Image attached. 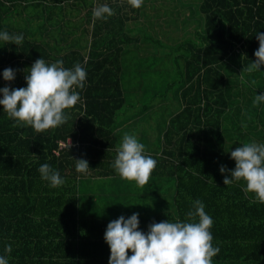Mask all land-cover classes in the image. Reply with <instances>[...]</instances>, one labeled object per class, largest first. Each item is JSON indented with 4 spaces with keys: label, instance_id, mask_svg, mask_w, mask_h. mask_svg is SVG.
Returning a JSON list of instances; mask_svg holds the SVG:
<instances>
[{
    "label": "trees",
    "instance_id": "16d2710c",
    "mask_svg": "<svg viewBox=\"0 0 264 264\" xmlns=\"http://www.w3.org/2000/svg\"><path fill=\"white\" fill-rule=\"evenodd\" d=\"M167 1L190 13L181 19L182 10L177 11L171 19L193 27L190 36L174 38L182 40L176 47L167 44L171 41H155L151 29L137 24L142 7L133 8L128 0H6V11L0 0V30L24 35L19 46L0 41V88L26 87L27 69L42 57L48 63L62 60L66 68L79 63L87 71L85 88L77 89L81 102L66 110L68 121L54 130L21 127L0 106V254L12 246L9 264H109L104 233L118 217L98 218L91 204L81 207V195H92L99 178H118L116 183L122 184L102 199L120 206L130 199L129 180L112 167L118 144L115 122L128 102L126 91L140 87L142 100H153L154 95L146 94L154 72L149 59L157 62L155 73L167 77L168 90L183 93L184 109L171 123H163L162 153L152 156L157 165L150 181L164 201L171 194L172 202L152 210L151 216L140 215V229L167 219L184 220L191 201L199 199L214 221L213 244L220 251L213 264H264V203L244 191L243 181L226 186L224 175L230 173L219 171L221 165L235 168L230 150L264 143V120L257 121L253 132L227 122L234 97L229 90L256 60L255 35L264 33V0ZM104 3L115 14L95 20L94 7ZM145 44L158 53L142 56ZM166 58L171 60L161 64ZM158 66L165 67L161 75ZM6 68L17 72L11 83L2 78ZM60 142L67 143L62 150ZM74 159H86L91 170L78 173ZM43 163L58 170L66 183L50 187L38 171Z\"/></svg>",
    "mask_w": 264,
    "mask_h": 264
},
{
    "label": "clouds",
    "instance_id": "9594fccd",
    "mask_svg": "<svg viewBox=\"0 0 264 264\" xmlns=\"http://www.w3.org/2000/svg\"><path fill=\"white\" fill-rule=\"evenodd\" d=\"M133 8H141L144 0H128ZM95 20H107L114 9L109 4H100L93 9ZM259 48L255 51V62L245 67L249 74L261 71L264 65V33L255 35ZM24 35L10 34L0 30V41L22 44ZM62 60L48 63L42 57L33 62L24 79L26 87L0 88V106L8 117L21 127L31 126L37 132L65 124L70 113L66 112L81 102L80 91L87 81V71L79 63L71 68L63 66ZM16 70L6 68L2 72L5 82H13ZM247 83V81H245ZM264 103V93L256 94L254 104ZM112 164L121 179L135 182L137 187L149 184L157 160L145 153V145L136 135L125 133L116 149ZM230 158L235 161L234 169L221 165L223 183L231 185L243 181L244 191L254 194V198L264 203V143L248 142L230 150ZM78 173L87 174L91 169L86 159H74ZM38 171L42 180L50 187L63 186L66 181L60 172L49 163H43ZM213 218L199 200L191 201V209L184 220L153 222L147 231L140 229L139 213L120 215L108 223L104 241L110 249L109 264H213V257L220 249L213 244ZM131 251V255L128 252ZM12 246H5L0 254V264H9Z\"/></svg>",
    "mask_w": 264,
    "mask_h": 264
},
{
    "label": "rangeland",
    "instance_id": "374dc122",
    "mask_svg": "<svg viewBox=\"0 0 264 264\" xmlns=\"http://www.w3.org/2000/svg\"><path fill=\"white\" fill-rule=\"evenodd\" d=\"M6 2V0H1ZM187 3H190L191 0H185ZM1 3V2H0ZM7 3H5L3 11H6ZM178 7L176 9V6L173 1H167V0H144V3L142 5V13H141V20L137 23L139 25L148 27V29L152 31V35L155 38V41H159L162 43H167L169 45H172L174 47L177 46L182 40H175L176 38H180L181 36H190L193 32V27L185 25V23L181 20L186 16H189L190 13L187 12L186 9ZM162 10V11H161ZM182 10V11H181ZM161 11V12H160ZM177 11H181L183 14L181 19L174 20L171 19L173 16L177 14ZM193 12V10L191 9ZM170 38H166L168 36H172ZM175 38V39H174ZM175 40V41H174ZM175 42V43H174ZM165 45L168 47V45ZM145 50L141 52V55H150L155 54L157 51L154 47L148 46V44H145ZM173 47V48H174ZM172 47L169 46V49ZM159 51V50H158ZM158 53V52H157ZM164 53H168V49ZM161 57L160 52L158 57ZM173 57V55L171 54ZM171 59L166 58L161 64H165L166 61H170ZM147 63L150 65V69L154 68V72L152 74V80H150L148 86L146 87V91H148L146 94L148 97L153 96L152 99H171L173 98L174 92L169 91L168 89V79L164 75L162 78L158 76V74L155 73L156 71V61L153 59H149ZM166 65V64H165ZM162 70L159 72V75H161V72L165 70V67L161 68ZM159 71V69H157ZM241 77L238 78V82L236 84V87L229 90L230 98H232L231 101V107L232 111L229 114V118H227V122L231 124L232 126L239 125L242 127L241 129L245 132H251V128H256V124L258 120H264V103H261L259 105L254 104V99L256 94L259 95L261 93H264V71L260 72H253L251 74L244 73L240 75ZM247 81V83H245ZM243 82V83H242ZM245 91L243 94H241V88ZM175 89V86H173V90ZM169 91V92H168ZM128 94V101H131L135 98L136 94L133 91H126ZM245 93V94H244ZM250 93V96L248 95ZM165 94V95H164ZM164 96V97H163ZM248 100H250V103H248ZM154 101H161V100H152L151 103L153 104ZM247 101V103H246ZM238 102L239 104L242 102L241 105H236ZM130 103H133L130 102ZM245 103V104H244ZM235 105V107H234ZM155 109L152 108L151 110ZM263 111V112H262ZM244 117V118H243ZM244 119L245 124L242 122ZM235 123V124H234ZM253 125V127H251ZM253 132V131H252ZM256 132V133H255ZM255 135L257 136V130H255ZM165 180V179H164ZM113 180L111 182L107 181V179L99 178L96 180L95 189H91L89 191V194H92L90 196L85 195L82 193L81 195V207L84 208V204L89 203L91 204V208L93 211H98V218L99 217H105L104 219H111L114 217H119L120 215L130 216L133 212H138L139 217L147 215L152 210L156 212L157 208L158 210L162 209L164 206L166 207L167 204H171L172 202V195L170 194L165 201L163 200L162 196H159L158 192L160 193L161 190L156 187L154 190L148 191L146 190V187H137L135 185V182H132L131 189L126 192V197H130V199L124 200L122 206H120L117 202L114 200H106L104 201L102 198L104 197V194L111 193L110 189H115L116 184H122L121 182H118V179ZM167 181H163V183H166ZM166 187H171L170 184H165ZM165 187V188H166ZM163 190V189H162ZM150 192H156V195L154 197H148V193ZM99 195V196H93V195ZM163 194V193H162ZM86 196L89 197L88 199H85ZM111 198V197H110ZM108 199V198H107ZM125 202L129 203V205H125ZM147 209V211L145 210ZM154 212V213H155ZM150 213L149 216H151Z\"/></svg>",
    "mask_w": 264,
    "mask_h": 264
},
{
    "label": "crops",
    "instance_id": "0c3cea01",
    "mask_svg": "<svg viewBox=\"0 0 264 264\" xmlns=\"http://www.w3.org/2000/svg\"><path fill=\"white\" fill-rule=\"evenodd\" d=\"M157 69L161 70V67L158 66ZM142 91V88L135 87V92L137 94ZM137 94L133 100L127 102L122 114L118 115L116 118V130L114 135L118 137V144L113 151H116L117 147L122 142L123 135L128 133L136 135L137 139L145 145V153L147 155L159 156L162 153V135L165 133L163 123H166V125L171 123L173 118L183 111L184 103L183 98H181L183 93L174 92L173 98L171 99H153L161 100L154 101L153 104L151 103L152 100H142V93ZM132 101L133 103H130ZM241 104L242 102L239 105ZM154 107L155 109L151 110ZM115 179L118 178H114V180ZM127 182L132 184L133 181ZM156 186V184H153L152 181L149 180L148 185L141 187H146V190L151 191Z\"/></svg>",
    "mask_w": 264,
    "mask_h": 264
},
{
    "label": "built area",
    "instance_id": "2783aa9c",
    "mask_svg": "<svg viewBox=\"0 0 264 264\" xmlns=\"http://www.w3.org/2000/svg\"><path fill=\"white\" fill-rule=\"evenodd\" d=\"M69 144H71V143L69 142ZM59 145H60L59 149L62 150L67 146V143L60 142ZM55 154L59 155V151H57Z\"/></svg>",
    "mask_w": 264,
    "mask_h": 264
}]
</instances>
